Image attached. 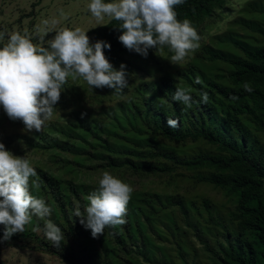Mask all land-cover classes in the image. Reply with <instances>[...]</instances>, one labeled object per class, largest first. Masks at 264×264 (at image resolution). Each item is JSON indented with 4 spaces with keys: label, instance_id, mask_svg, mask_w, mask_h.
I'll list each match as a JSON object with an SVG mask.
<instances>
[{
    "label": "rangeland",
    "instance_id": "obj_1",
    "mask_svg": "<svg viewBox=\"0 0 264 264\" xmlns=\"http://www.w3.org/2000/svg\"><path fill=\"white\" fill-rule=\"evenodd\" d=\"M89 2L90 0H0V32L5 33L4 39L0 41V47L7 42V34L12 31H18L21 34L27 32L35 44L44 46L48 45L47 41L53 38L55 31L60 28L79 27L88 32L106 23L110 18L105 17L103 21L98 22L92 17L87 8ZM105 2H111V0H105ZM253 25L264 26V0H225L223 5L215 9L197 29L200 47L190 52L179 64L173 65L169 61L173 53L168 47H164L163 51L149 49L146 57L134 51L126 55L125 58L132 66L126 68L129 85L121 93L115 94L113 89L107 87L96 90L82 79L69 77L68 82L62 86L61 98L55 106L53 118L45 122L40 132L25 131L24 124L10 119L0 106V143H3L14 155L26 156L34 168L43 169L47 173H57L61 182H71L79 189L78 196L79 194L81 196V192L85 193V199L98 187L103 172L109 171L113 176L129 184L133 192H140L143 197L141 201L143 209L135 210L130 203L127 204L125 220L129 224L130 218L137 229L133 237L145 244L143 245L146 251L150 253L147 245L149 238L156 246L164 248L166 253L171 255V264H211V254L203 249L195 233L185 225L182 213L171 204L173 200L179 199L185 206L186 214H189L188 220L198 228L201 226L204 233L199 229L198 234L200 233L205 241L213 244L215 239L223 241L231 233L233 223L228 219V212L233 208V196H228L225 191L215 188L208 182L192 177V174L202 173V171L181 170L180 173L171 174H136L127 167L110 168L105 164L104 156L107 153L102 149V144L105 141L112 143L120 136L106 133L108 125L105 124L112 121L116 111L125 117L133 114L135 109H140L136 111L137 114L143 113L145 107L159 112L169 107L170 112L171 101L174 103L173 108L178 111L177 118L185 124L194 113V109L186 108L182 103L173 100L175 85L179 84L183 87L181 75L187 70L189 64H195V67L199 66L197 72L200 73L193 77L195 81L200 78V75H204L223 82L220 75L226 73L228 66L225 63L217 61L214 63L205 59L204 47L208 46L225 54L237 55L238 50L233 46V39L249 46L258 45L261 42L260 36L252 30ZM88 36L91 43L92 35ZM120 65H115L114 68L119 69ZM166 72H171L173 76L168 88H165L161 81V77ZM190 75L193 73L190 72ZM184 88L187 89L186 86ZM190 94H195L191 88ZM139 119L142 124L150 126L148 120ZM73 125L86 127L85 139L76 133ZM122 130L120 129L121 133ZM137 135L153 137L156 134L147 127ZM258 137L264 142L262 133H258ZM157 141L152 143V146L158 150L170 151L177 157H190L200 152L213 151V147L204 140L187 139L185 146L182 147L179 142L167 140L158 133ZM133 142L134 147L128 150L115 147L114 157L118 161L126 157L138 161L140 156L150 161H163L156 156L148 157L149 153L146 151L148 142L138 145L135 140L129 139L128 143ZM31 143L56 144L70 151L56 148L38 149L31 146ZM176 146L185 148V152L176 153L174 150ZM75 158H80L81 163L76 162ZM48 196L50 197V193L47 194ZM150 197H157L155 204L166 201V207L163 210L173 214L175 220L172 223L166 224L159 217L156 218L157 214L148 201ZM184 198L193 199L191 203L198 205L199 208L202 200H207L213 214L221 217L226 227L212 225L210 220H207V213L204 210H201L204 215L193 217L186 209ZM43 199L52 208L51 216L46 219H51L57 226L59 224L65 226L62 216L55 220L54 203L51 202V204L44 196ZM68 199L73 200L75 205H80V199L73 198L71 195ZM188 209L191 213H195L194 207ZM68 211L65 208V212H60V215H69ZM31 217L37 223H30L29 227L39 235L45 236V220L35 215ZM0 227L4 230V225L0 224ZM102 238L104 237L95 238V242ZM70 239L68 238V241ZM95 245L97 251L102 250L99 244ZM105 248L109 249L106 245ZM152 253L156 262L142 264H170L164 259L159 248ZM115 257L121 264H131L128 259L119 254ZM94 259L96 264H100V257L95 256ZM0 260L3 264H69L61 257L41 249L34 240L21 237L4 240L3 236H0Z\"/></svg>",
    "mask_w": 264,
    "mask_h": 264
},
{
    "label": "trees",
    "instance_id": "obj_2",
    "mask_svg": "<svg viewBox=\"0 0 264 264\" xmlns=\"http://www.w3.org/2000/svg\"><path fill=\"white\" fill-rule=\"evenodd\" d=\"M224 2L225 0H185L182 5L175 8L177 19L190 20L197 30L205 19L210 17L214 10L220 8ZM119 24V21L109 19L106 23L88 31L87 35H92V44L98 40L111 44V49L105 48L104 51L113 66L125 64L126 68H129L132 65L125 56L132 51L119 42L118 37L122 34L118 28ZM252 30L260 36L261 42L258 45L249 46L233 39V46L238 50L237 55L225 54L208 46L204 47L205 59L214 63L216 61L225 63L228 66L226 73L220 75L223 82L200 75V83H196L193 77L200 74L197 72L199 66L188 65L187 70L181 75L182 85L194 90L195 94H191L193 99L191 108L194 109V113L185 124L177 118L178 111L173 108L172 101L171 111L169 112V107L163 110L166 114L158 110H150L148 107H145L143 113L140 114L136 113L140 109H135L133 114L126 115L127 117L116 111L112 121L105 124L108 125L106 133L120 136L112 143L105 141L106 143L102 144V149L107 153L104 156L105 164L110 168L127 167L136 174H171L180 173L181 170L202 171V173L192 174V177L208 182L215 188L225 191L228 196H233V208L228 212V219L233 223L231 233L223 241L215 239L213 244L208 243L200 233L198 234L201 226L198 228L188 220L189 214H186L185 206L179 199L173 200L171 204L182 213L185 225L195 233L203 249L211 254V264H264V142L258 137V133L264 135V26L253 25ZM190 72L193 75H190ZM172 78L171 72H166L161 77L165 88L170 86ZM245 82L251 84L253 88L251 93L244 91ZM204 92L208 95L207 103L202 102L201 94ZM233 97L237 99H232ZM169 117L177 120L178 125L168 126ZM139 118L148 120L150 126L142 124ZM73 126L76 133L85 139L86 127L84 125ZM147 127L151 128L156 135L153 137L137 135ZM120 129H123L122 133ZM158 133L167 140L179 142L182 147L185 146L187 139L204 140L213 147V151L200 152L190 157H177L170 151L158 150L152 146V143L158 142ZM129 139L135 140L138 145L148 142L146 146L148 157L156 156L162 158L163 161H150L135 154L131 155L140 156V160L136 161L131 157H126L118 161L113 155V149L115 147L126 150L133 148L135 143H128ZM31 146L38 149L56 148L70 151L66 147L51 143H31ZM182 147L176 146L174 150L176 153L183 154L185 148ZM74 153L78 152L74 151ZM75 161L81 163L80 158H75ZM35 170L37 175L31 177L29 181L30 192L39 198L44 196L47 201L54 203L55 220L61 216L64 219L65 226L58 225L64 233V240L59 248L54 247L46 236L39 235L29 227L30 223H37L32 217L25 225L24 231L14 234L12 238L21 237L34 240L41 249L61 257L69 264H96L95 256L100 257V264H121L116 259V254L125 257L131 264L155 263L156 259L152 251L156 248H159L164 259L171 264V255H168L164 248L156 246L148 238L149 253L144 243L143 245L135 240L133 236L137 229L131 223L130 218L129 224L126 221L123 225L106 227L104 234L99 236L104 238L96 243L91 230H86L80 223V218L70 214L74 213L76 205L68 197L71 195L73 198L80 199V208L83 212L87 204L85 193L81 192L79 198V189L71 182H61L57 173H47L40 168H35ZM33 181L38 187L33 186ZM48 193L50 197H47ZM142 198L140 192H132L128 203L135 210L143 209ZM155 198L157 197H150L148 201L157 214L156 218L159 217L166 224L172 223L175 220L173 214L163 210L166 207V201L158 200L159 203L155 204ZM192 200L185 199V205L193 217L204 215L201 211L204 210L207 213V220H210L212 225L226 227L221 217L213 214L207 200H202L200 208L191 203ZM189 207H194L195 213H191ZM65 208L69 210V215H60V212H65ZM3 232L4 230L0 227V236H3ZM68 238H71L70 241ZM103 242H105L104 246ZM95 244H99L102 250L97 251ZM105 245L109 249L105 248ZM0 264H3L1 260Z\"/></svg>",
    "mask_w": 264,
    "mask_h": 264
},
{
    "label": "clouds",
    "instance_id": "obj_3",
    "mask_svg": "<svg viewBox=\"0 0 264 264\" xmlns=\"http://www.w3.org/2000/svg\"><path fill=\"white\" fill-rule=\"evenodd\" d=\"M185 0H90L87 8L98 22L105 17L119 21L122 34L119 42L128 49L147 56L149 49L163 51L168 47L173 53V65L183 61L190 52L197 50L200 36L188 19H177L176 6ZM47 23V22H46ZM5 33L0 32V41ZM8 40L0 47V106L8 117L21 121L27 132H40L46 121L54 116L55 106L61 98L62 86L68 78L82 79L92 88L113 89L115 94L128 87L126 65L119 69L105 55L111 44L98 40L90 43L87 32L79 27H63L47 41L48 47L35 44L25 32L8 33ZM200 83L199 79L195 81ZM251 93L250 83L243 84ZM202 102H208L206 92ZM232 99H237L233 97ZM173 100L191 108L190 89L175 85ZM168 126L178 121L169 117ZM37 175L30 160L14 155L0 143V224L4 225L3 239L24 231L31 215L45 220L44 234L54 247L59 248L64 233L51 219L52 208L43 198L32 195L29 181ZM33 186H37L35 181ZM133 188L121 179L104 171L98 187L86 197L84 211L75 207V217L93 238L104 234L106 227L126 223L127 204Z\"/></svg>",
    "mask_w": 264,
    "mask_h": 264
}]
</instances>
